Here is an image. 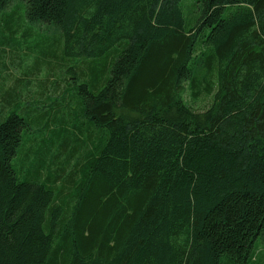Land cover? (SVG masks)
I'll return each instance as SVG.
<instances>
[{
    "label": "trees",
    "instance_id": "trees-1",
    "mask_svg": "<svg viewBox=\"0 0 264 264\" xmlns=\"http://www.w3.org/2000/svg\"><path fill=\"white\" fill-rule=\"evenodd\" d=\"M22 15L50 73L88 62L59 130L9 109L57 84L0 93V264H264V0H0V31Z\"/></svg>",
    "mask_w": 264,
    "mask_h": 264
},
{
    "label": "rangeland",
    "instance_id": "rangeland-1",
    "mask_svg": "<svg viewBox=\"0 0 264 264\" xmlns=\"http://www.w3.org/2000/svg\"><path fill=\"white\" fill-rule=\"evenodd\" d=\"M19 18V27L11 29V31L10 29L0 31V41L6 44L0 47V55L6 56V60L4 58L1 61L2 64L0 63V93L10 89L17 91L12 87V84L18 83L22 94L28 90L31 96H34L40 94V86L43 85L44 81L49 82L52 87L57 84L62 89L57 93L51 91L47 96L49 98L45 99L46 103L34 100L32 97L29 101L23 98H13L10 102L9 109L25 117L27 113L31 116L34 112H43L49 109V111L55 113L56 109L60 108L59 111L64 117L63 123H53L56 129L59 130L61 127L66 126L67 123H64L65 121H71L73 119L69 118V115L73 114L75 109L78 108L81 94L76 90V86L79 83L76 68L78 65H82L88 61H84L81 58L78 61L74 59L65 60L64 69H62L63 74L58 73V71L56 73H50L51 69L45 63L42 64L43 62H41L40 58L43 56L53 58L59 53V46L56 42L54 32L45 29L43 33V26L38 30L36 25L28 24L24 15ZM9 80L10 85L8 84ZM208 100L204 96L190 103L200 109L207 104ZM80 119V116L75 117V123ZM28 120L30 132L25 136L29 137V139L35 137L37 141H42L44 137L53 136L48 133V129L40 127L42 121H35L32 118H28ZM45 143L50 144L51 141L48 139ZM24 147L29 148L30 146L25 145ZM34 149L36 150L37 146H34ZM56 149L57 146L55 145L53 151ZM33 156L34 154L31 153L30 157ZM31 168L28 167V172L22 173V176L25 177L27 175L28 178L31 177L29 174L34 173ZM254 258H256L257 262L264 263V236L258 237L255 242Z\"/></svg>",
    "mask_w": 264,
    "mask_h": 264
}]
</instances>
